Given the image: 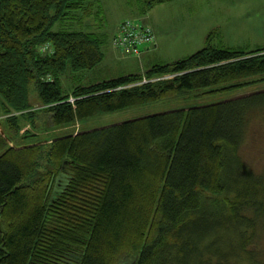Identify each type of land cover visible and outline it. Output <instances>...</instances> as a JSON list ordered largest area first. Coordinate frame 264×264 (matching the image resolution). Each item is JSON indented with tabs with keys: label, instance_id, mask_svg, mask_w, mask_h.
Segmentation results:
<instances>
[{
	"label": "trees",
	"instance_id": "16d2710c",
	"mask_svg": "<svg viewBox=\"0 0 264 264\" xmlns=\"http://www.w3.org/2000/svg\"><path fill=\"white\" fill-rule=\"evenodd\" d=\"M167 1L139 0L140 13ZM104 13L102 0H0V264H262L251 247L264 172L243 152L264 124V90L70 127L264 80V47L213 42L215 28L184 58L66 88L67 73L104 60V35L84 24ZM33 127L46 142L15 143ZM220 226L234 237L204 243Z\"/></svg>",
	"mask_w": 264,
	"mask_h": 264
},
{
	"label": "rangeland",
	"instance_id": "374dc122",
	"mask_svg": "<svg viewBox=\"0 0 264 264\" xmlns=\"http://www.w3.org/2000/svg\"><path fill=\"white\" fill-rule=\"evenodd\" d=\"M138 1L139 0H102L103 7L106 10V14L103 15L104 18H102L101 21L93 19L89 22L85 19L84 24L88 23L89 26L93 25L92 29H95V31L100 33L104 32V37H107L109 40L115 32V27L121 21L125 19H141V17H144L152 27L155 35H157V38H160L161 45L157 51V62H172L193 54L206 45L208 33L215 28L219 29L220 33L218 38L213 42L222 40L225 45L233 48L245 47L247 49H254L257 47H264V0H170L154 6L144 16L140 13ZM99 26L102 29L99 30ZM86 29L88 28L86 27ZM105 51L106 56L104 60L94 69L82 71L75 76L71 73H67L63 79L65 87L72 88L75 84H88L126 73L136 72L135 69L137 68H135V64H127L124 61L115 60L112 57V51L119 55L122 54L119 53L121 50L119 52L114 51L112 47L111 50H109L107 46ZM127 54L135 55L134 53ZM129 58L135 60V56ZM150 63H152V60L142 59L138 69L144 71ZM261 90H264V80L249 84L231 93L218 95L191 93L184 99H176L169 102L100 115L87 122L76 123L70 128L72 129L71 131L76 132L85 128L108 125L167 108L216 102ZM36 105L35 107H37V109L41 108L39 103H36ZM20 113L22 112H17V114ZM37 123L39 124V122ZM29 127V124H27L22 131L24 132ZM35 127L31 128V130L33 133L39 132L38 136H35V138L32 137L29 140L17 137V140H14L15 143L23 144L28 141H38V139H40L39 141L46 142L50 137V133L47 132L51 131V133L54 134L57 131V129H54L48 122L45 126L49 128H47L48 130L46 129L47 132L46 130H43V132L38 131ZM254 130L256 136H252L250 141L246 144L243 157H245V161L248 162L251 170L262 173L264 172V124H259ZM58 132L59 134H64L70 131L69 128L66 129L65 127ZM24 145L26 144L22 146ZM16 146L18 147L19 145ZM263 227L264 226H262L261 229ZM220 228L221 229L216 228L213 232L208 234L205 237L206 239H204V243L220 235H231L234 237V234L231 233L233 232L231 231L232 229L222 228V226H220ZM223 239L225 240L227 237ZM204 243L199 244L201 250L205 248ZM255 245L256 246H252L251 248L259 253V259L262 264H264V229L262 232L261 230L259 231L258 241L256 240ZM260 254H262V256ZM197 262L194 260L193 263L197 264Z\"/></svg>",
	"mask_w": 264,
	"mask_h": 264
},
{
	"label": "built area",
	"instance_id": "2783aa9c",
	"mask_svg": "<svg viewBox=\"0 0 264 264\" xmlns=\"http://www.w3.org/2000/svg\"><path fill=\"white\" fill-rule=\"evenodd\" d=\"M113 46L126 53L140 54L155 43V36L149 25L141 19L122 21L112 40Z\"/></svg>",
	"mask_w": 264,
	"mask_h": 264
},
{
	"label": "crops",
	"instance_id": "0c3cea01",
	"mask_svg": "<svg viewBox=\"0 0 264 264\" xmlns=\"http://www.w3.org/2000/svg\"><path fill=\"white\" fill-rule=\"evenodd\" d=\"M106 11V10H105ZM135 11V10H134ZM106 14V12L104 13V15ZM125 20H127V19H125ZM124 21V20H123ZM122 22V21H121ZM120 22V23H121ZM120 23H118L117 24V26L115 27V32L113 33V35H112V37L108 40V38L107 37H105V38H103V51H104V57L106 56V47L108 46L109 47V50H111V47L114 49V51H120V50H118V49H116V48H114V46H113V43H112V40H113V37H114V35L116 34V32H117V30H118V26H119V24ZM102 27V26H101ZM100 29H102V28H100V26H99V30ZM105 33L104 32H102V35H104ZM160 45H161V42H160V38H157V35H156V44L151 48V49H148L147 50V48L146 49H144V50H142L141 51V53L140 54H138V55H133V54H127V53H123L122 51H120L119 53H122V54H119V55H117L115 52H113L112 51V57L115 59V60H120V61H124L125 63H127V64H135V68H137V69H135L136 71L137 70H139L140 71V69H138V66L140 65V62H141V60L142 59H145V60H152V63L153 62H157L156 60L158 59V50H159V48H160ZM135 56V60H133L132 58L130 59L129 57H134ZM127 59H129V60H127ZM137 59V60H136ZM152 63H150V64H152ZM149 64V65H150ZM146 69V68H145ZM132 70H134V69H132ZM143 71V70H142Z\"/></svg>",
	"mask_w": 264,
	"mask_h": 264
}]
</instances>
